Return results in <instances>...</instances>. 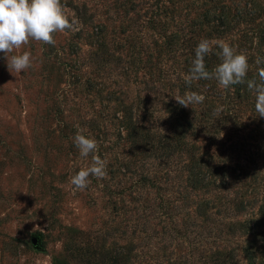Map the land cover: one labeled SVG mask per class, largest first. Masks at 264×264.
<instances>
[{
    "label": "rangeland",
    "instance_id": "374dc122",
    "mask_svg": "<svg viewBox=\"0 0 264 264\" xmlns=\"http://www.w3.org/2000/svg\"><path fill=\"white\" fill-rule=\"evenodd\" d=\"M61 4L75 23L54 44L0 52V264H116L120 250L124 264H214L215 248L245 264L249 245L264 264V118L255 93L246 82L185 81L209 39L246 54V79L259 82L264 0ZM24 51L32 66L8 68ZM220 51L205 56L209 72ZM189 92L205 100L179 105ZM130 125L141 140L129 137ZM78 132L97 141L96 153L80 155ZM92 155L107 175L77 189L71 178ZM192 165L208 184L190 187ZM245 225H257L253 235Z\"/></svg>",
    "mask_w": 264,
    "mask_h": 264
},
{
    "label": "clouds",
    "instance_id": "9594fccd",
    "mask_svg": "<svg viewBox=\"0 0 264 264\" xmlns=\"http://www.w3.org/2000/svg\"><path fill=\"white\" fill-rule=\"evenodd\" d=\"M74 20L70 21L65 13L61 0H0V52L11 53L15 49H21L30 41L43 44H54V34L64 32L72 28ZM218 46L221 51L217 53L221 57L212 72L206 70L204 58ZM8 59L7 66L16 72H22L32 66L30 51H24L19 55H12ZM257 65L264 63V58L257 57ZM249 70L248 56L224 41H212L201 39L195 49V58L189 74L185 75V81L201 79H215L225 89L232 85L244 84L255 93V109L260 117L264 118V67L258 69V79H246ZM176 102L188 108L190 104L203 103L205 97L196 92L185 93L177 96ZM163 133V130L160 129ZM74 143L82 157L98 151L97 141L78 132L74 137ZM107 175L106 161L99 155H92L90 166L81 168L72 178L71 184L77 189H85L90 183L89 176L104 178Z\"/></svg>",
    "mask_w": 264,
    "mask_h": 264
},
{
    "label": "trees",
    "instance_id": "16d2710c",
    "mask_svg": "<svg viewBox=\"0 0 264 264\" xmlns=\"http://www.w3.org/2000/svg\"><path fill=\"white\" fill-rule=\"evenodd\" d=\"M129 137H131V139H136V140H141V138H139L141 136V131L138 132L136 127H134L133 125H130V133H129ZM143 139V138H142ZM164 142L161 143V145L163 146V148H173V145L172 144H164ZM168 143H170V140L168 139ZM169 151V150H168ZM188 177H189V180H188V184L190 185L191 188H196L198 186H205L206 184H208V182H205L204 181V177H199L197 175V171L196 169L194 168V166L192 165L191 167H189V170H188ZM142 177H145L142 176ZM163 180L166 181V174L163 176ZM204 181V182H203ZM209 182L211 183V181L209 180ZM262 216L264 214H261ZM141 224V223H139ZM142 225V230L145 228L143 224ZM256 228H257V225H254V226H249V225H245L244 226V230L246 231V233L248 235H253L254 232L256 231ZM230 228L228 227V230ZM263 249H264V244H262ZM256 251L255 248H253L251 245L247 246V247H244L242 249V254H243V257L245 259V264H261V261H256L257 260V257L256 255L254 254V252ZM222 251L219 250L218 248H215L214 249V252L211 253L212 255V258L209 260V258L207 257V261H213L214 264H234L233 260L235 259V254H233V249H225L224 248V252L221 253ZM88 253H90L91 255L93 254V252L91 251H88ZM258 254H264V250H258L257 251ZM122 251L120 250L116 255L115 257H113L112 261L115 262L116 264H124L127 260H128V256H122ZM201 261L200 263H206V260H199Z\"/></svg>",
    "mask_w": 264,
    "mask_h": 264
},
{
    "label": "water",
    "instance_id": "95a60500",
    "mask_svg": "<svg viewBox=\"0 0 264 264\" xmlns=\"http://www.w3.org/2000/svg\"><path fill=\"white\" fill-rule=\"evenodd\" d=\"M30 242H31V244H32L33 246H37V244H36V237L31 236V238H30Z\"/></svg>",
    "mask_w": 264,
    "mask_h": 264
}]
</instances>
